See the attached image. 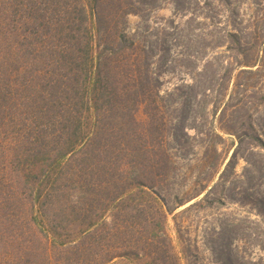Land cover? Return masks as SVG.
I'll list each match as a JSON object with an SVG mask.
<instances>
[{
    "label": "trees",
    "instance_id": "1",
    "mask_svg": "<svg viewBox=\"0 0 264 264\" xmlns=\"http://www.w3.org/2000/svg\"><path fill=\"white\" fill-rule=\"evenodd\" d=\"M166 1L0 0V264H182L196 246L174 213L200 196L186 210L248 203L258 217L214 230L215 263L264 264V191L230 188L264 179L253 154L235 172L242 146L264 147V135L239 132L234 120L209 133L205 110L199 126L182 109L216 91L221 59L207 61L213 77L200 85L164 90L170 50L142 24ZM171 1L178 15L202 4L210 22L234 21L222 14L229 0ZM258 22L264 15L242 16L246 29L228 33L243 59L230 78L259 68L247 55L252 40L264 43ZM223 97L212 111L225 104L221 123ZM221 133L232 136L226 150ZM179 179L188 190L176 193Z\"/></svg>",
    "mask_w": 264,
    "mask_h": 264
},
{
    "label": "rangeland",
    "instance_id": "2",
    "mask_svg": "<svg viewBox=\"0 0 264 264\" xmlns=\"http://www.w3.org/2000/svg\"><path fill=\"white\" fill-rule=\"evenodd\" d=\"M204 2L205 0H201ZM164 2V1H163ZM230 12L225 13L224 16H231L234 21L228 24L227 19L217 23V20L210 22L205 18L206 11L201 4L185 15H178L174 11L171 0L163 3V8L146 13L145 20L142 27L147 26L151 28L145 35L150 40H158L159 43L165 42L166 47L169 48L170 53L168 63L165 65L166 75L163 77L164 90H173L176 86L185 84L193 85L199 84L204 78H212V68L205 69L204 66L207 61H215L221 59L223 67L218 71V77H222L223 81L219 82L215 87V92L209 94L208 98H197L190 106H183V110H192L191 122L195 124H202L204 121L200 115L205 112L209 115L205 122L204 129L206 132L212 133V128L215 127L218 132L221 131V126H227V121L234 120L240 128L239 132L253 133V129L258 131L261 136L264 135V43L259 40H252L250 48L251 54H247L249 58H257L258 67L247 69L246 72L235 70L233 77L230 78V69H233L237 62L243 60L233 49L235 45L228 36L230 32H243L247 25H238L242 16H250L251 13H256L259 16L264 15V0H229ZM130 22L133 28L137 26L138 19L131 17ZM255 25V24H254ZM165 27L170 29V34H165L162 30ZM254 27V26H252ZM255 30L264 38V22H258ZM153 32V36H150ZM221 40V47L215 48L214 42ZM255 52V53H254ZM216 58V59H213ZM258 68V69H257ZM206 75L205 76H201ZM204 73V74H203ZM217 74V75H218ZM224 96V103L226 105V122L221 123L218 120L222 105L216 116L212 115L214 110L215 98ZM205 101V102H204ZM181 111V110H179ZM253 126V129H252ZM191 134L194 135L193 131ZM223 135L224 141L219 142L221 147L225 150L230 147L232 136ZM233 148L230 150L229 156L232 154ZM241 157L236 167V173L241 175L244 173L247 163L245 157L254 155V159L264 161V147L253 145L247 142L242 146ZM176 193L188 190V183L185 180L179 179L174 185ZM230 188L233 193L240 192L243 188H255L257 191H264V179H259L257 176L248 185H242L237 182L232 184ZM199 198L185 204L178 208L174 215L178 218V223L184 227L185 238L191 239L194 247L187 258H182V264H216L214 257L210 253L208 241L211 234L220 229L224 220L233 219H249L256 221L258 219L256 212L252 205L248 203L226 202L225 204L215 203L210 208L194 207L191 210H186L192 203L198 201ZM169 234L174 241L176 252L180 257V248L177 241V233L173 216L169 217Z\"/></svg>",
    "mask_w": 264,
    "mask_h": 264
}]
</instances>
